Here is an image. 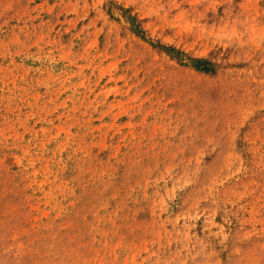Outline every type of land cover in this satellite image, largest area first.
I'll list each match as a JSON object with an SVG mask.
<instances>
[{
    "label": "rangeland",
    "instance_id": "rangeland-1",
    "mask_svg": "<svg viewBox=\"0 0 264 264\" xmlns=\"http://www.w3.org/2000/svg\"><path fill=\"white\" fill-rule=\"evenodd\" d=\"M0 264H264V0H0Z\"/></svg>",
    "mask_w": 264,
    "mask_h": 264
}]
</instances>
